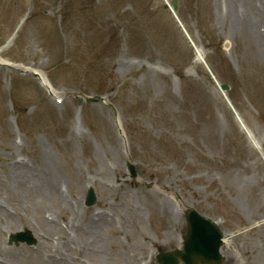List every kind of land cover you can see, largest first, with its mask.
<instances>
[{
  "label": "rangeland",
  "instance_id": "obj_1",
  "mask_svg": "<svg viewBox=\"0 0 264 264\" xmlns=\"http://www.w3.org/2000/svg\"><path fill=\"white\" fill-rule=\"evenodd\" d=\"M232 2L177 16L244 127L164 0H0V264H157L189 207L231 235L223 264H264V0L231 24Z\"/></svg>",
  "mask_w": 264,
  "mask_h": 264
},
{
  "label": "water",
  "instance_id": "obj_2",
  "mask_svg": "<svg viewBox=\"0 0 264 264\" xmlns=\"http://www.w3.org/2000/svg\"><path fill=\"white\" fill-rule=\"evenodd\" d=\"M89 191L87 203H93ZM187 229L181 249L160 254L159 264H217L222 261L219 253L221 232L216 225L197 215L193 210L186 213Z\"/></svg>",
  "mask_w": 264,
  "mask_h": 264
},
{
  "label": "bare ground",
  "instance_id": "obj_3",
  "mask_svg": "<svg viewBox=\"0 0 264 264\" xmlns=\"http://www.w3.org/2000/svg\"><path fill=\"white\" fill-rule=\"evenodd\" d=\"M235 2H238L239 4L243 5L244 4V8L245 9H248V10H251V5H253V0H233L232 4H231V8H230V11H231V18H230V21H231V24L235 21V20H238V18L236 17L237 13H238V10L236 8V4ZM235 10H237L236 12V15H235ZM243 10V8L241 7L240 8V11ZM264 14V11L262 12ZM229 15V14H228ZM227 15V16H228ZM226 16V18H227ZM241 16L243 18V15H242V11H241ZM225 18V19H226ZM224 19V23H225V20ZM254 20V21H253ZM239 21V20H238ZM262 21V18H259V19H252L250 20L249 22H247V25H246V28L249 30V32L251 33V40L255 46V48L257 49V51L259 52L260 48L263 47V37H264V33L260 30V22ZM246 22V21H245ZM202 53V50L198 47L197 48V57H200ZM39 76L41 77V82L44 84V86H47L48 84L46 80H44V77L41 73H39ZM250 134V132H249ZM264 159V158H263ZM16 167L18 169L22 168L23 167V164L19 165V164H16ZM26 178V176L23 177V179ZM89 183V182H88ZM50 189L52 190V188L50 187ZM225 238H227L228 236L227 235H224ZM226 254L229 255V253L226 252Z\"/></svg>",
  "mask_w": 264,
  "mask_h": 264
}]
</instances>
